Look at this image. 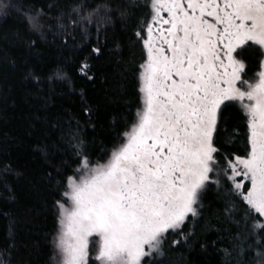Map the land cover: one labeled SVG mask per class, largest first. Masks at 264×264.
Wrapping results in <instances>:
<instances>
[{
  "label": "snow or ice",
  "instance_id": "obj_1",
  "mask_svg": "<svg viewBox=\"0 0 264 264\" xmlns=\"http://www.w3.org/2000/svg\"><path fill=\"white\" fill-rule=\"evenodd\" d=\"M13 10L21 12L13 0H0V16ZM117 11L141 46L134 69L141 106L95 161L73 135L76 167L55 169L49 264H164L168 237L187 238L213 189L236 228L226 260L264 264V0H123ZM41 14L24 13L30 30H41ZM112 15L107 3L76 4L49 34L55 27L65 46L75 44L74 33L82 40L92 29L100 34ZM246 52L255 64L248 71L237 58ZM90 68L86 59L79 65L88 79ZM235 105L246 128L242 152L228 147L238 130L222 139L226 110ZM3 257L0 264H8Z\"/></svg>",
  "mask_w": 264,
  "mask_h": 264
},
{
  "label": "trees",
  "instance_id": "obj_2",
  "mask_svg": "<svg viewBox=\"0 0 264 264\" xmlns=\"http://www.w3.org/2000/svg\"><path fill=\"white\" fill-rule=\"evenodd\" d=\"M122 2L13 0L21 12L0 16V252L8 264H49L57 229L54 201L59 199L55 169L64 163L76 167L73 135L83 139L95 161L136 120L141 100L134 69L141 46L131 22L119 17ZM80 3H107L112 22L101 25L100 34L90 30L83 40L74 33L76 43L65 46L55 27L49 34V25ZM41 10L43 27L30 30L24 13ZM93 47L101 48L98 56L91 53ZM237 58L248 65L246 71L255 68L251 53ZM85 59L92 79L80 73ZM58 72L64 79L55 78ZM85 108L91 109L90 117ZM225 118L228 133L222 139L238 130L228 147L242 152L246 128L240 108L229 107ZM224 205V195L210 190L201 216L185 229L187 238L168 237L164 264H235L224 256L236 232ZM173 240L180 243L171 245Z\"/></svg>",
  "mask_w": 264,
  "mask_h": 264
},
{
  "label": "rangeland",
  "instance_id": "obj_3",
  "mask_svg": "<svg viewBox=\"0 0 264 264\" xmlns=\"http://www.w3.org/2000/svg\"><path fill=\"white\" fill-rule=\"evenodd\" d=\"M246 53H247V55L249 54L248 52H246ZM238 59H239V58H238ZM249 82H253V81L250 80ZM245 102H247V101H245ZM236 106H238V105H236ZM238 107H239V106H238Z\"/></svg>",
  "mask_w": 264,
  "mask_h": 264
}]
</instances>
